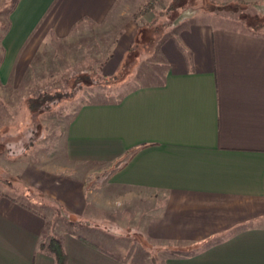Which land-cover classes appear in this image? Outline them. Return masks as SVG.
Here are the masks:
<instances>
[{"label":"crops","instance_id":"0c3cea01","mask_svg":"<svg viewBox=\"0 0 264 264\" xmlns=\"http://www.w3.org/2000/svg\"><path fill=\"white\" fill-rule=\"evenodd\" d=\"M150 1L17 0L0 80H21L51 40L117 18L128 26L121 37L127 54ZM225 24L182 14L159 45L167 64L160 83L82 105L64 139L72 175L25 176L42 202L0 188V264H57L41 249L51 239L61 242L67 264L138 262L116 250L119 229L140 233L148 260L167 249L164 264H264V30ZM48 208L86 235L50 228ZM118 210L121 225L110 219Z\"/></svg>","mask_w":264,"mask_h":264},{"label":"rangeland","instance_id":"374dc122","mask_svg":"<svg viewBox=\"0 0 264 264\" xmlns=\"http://www.w3.org/2000/svg\"><path fill=\"white\" fill-rule=\"evenodd\" d=\"M15 2L0 0V62L5 59L2 41ZM151 2L149 7L140 9V13L146 16L134 22L138 29L127 54L122 55L126 49L122 50L121 37L124 27L128 26L117 18L112 24L80 26L65 40H51L42 46V51L33 60L32 70L21 80L8 84L0 80L2 190L23 202L34 201L37 204L43 199L38 189L26 182L25 176L36 175L35 179L40 181L42 176L46 177L45 171L61 170L62 176L70 177L76 169L67 167L64 139L78 109L85 103L112 101L127 90L160 83L167 64L159 45L166 42L169 33H172L170 28L182 14L203 13L222 17L226 26L264 30V0H172L171 11L168 0ZM175 5L181 8L176 9ZM150 15L154 19L149 20ZM80 171L82 177H88L90 169L81 168ZM89 186L102 187L98 184ZM58 210L46 209L50 228L86 235L83 228L66 222L64 214ZM118 211H114L110 219L121 225L123 221L120 222L122 219ZM136 219L134 217L128 223L132 226L136 224ZM108 225L111 224L100 223L98 226L104 228ZM104 234H98L101 245H104ZM115 234L117 238L112 239L116 250H122L121 255L125 251H129V256L134 253L139 260L132 264H164L167 249L159 248V253H153L157 256L148 260L142 252L139 232L119 229ZM175 250L185 251L184 248L172 249Z\"/></svg>","mask_w":264,"mask_h":264},{"label":"trees","instance_id":"16d2710c","mask_svg":"<svg viewBox=\"0 0 264 264\" xmlns=\"http://www.w3.org/2000/svg\"><path fill=\"white\" fill-rule=\"evenodd\" d=\"M16 2H17V0H16ZM175 8L176 9L181 8V6L175 5ZM171 10H172V6L170 7L169 11H171ZM41 249L42 250H48L55 257L57 264H67V262H68L67 255H66L65 250H64V248H63V246L59 240L51 239L48 244H42Z\"/></svg>","mask_w":264,"mask_h":264}]
</instances>
